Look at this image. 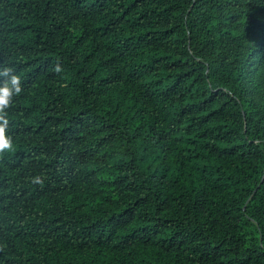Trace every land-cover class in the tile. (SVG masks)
I'll use <instances>...</instances> for the list:
<instances>
[{
    "label": "trees",
    "instance_id": "1",
    "mask_svg": "<svg viewBox=\"0 0 264 264\" xmlns=\"http://www.w3.org/2000/svg\"><path fill=\"white\" fill-rule=\"evenodd\" d=\"M3 67L0 264H264V0H0Z\"/></svg>",
    "mask_w": 264,
    "mask_h": 264
},
{
    "label": "clouds",
    "instance_id": "2",
    "mask_svg": "<svg viewBox=\"0 0 264 264\" xmlns=\"http://www.w3.org/2000/svg\"><path fill=\"white\" fill-rule=\"evenodd\" d=\"M11 74V75H9ZM0 76L7 77L0 83V153L5 150H10L13 146L11 135L7 132L8 119L5 115V110L10 105L14 95L21 93V77L16 74L11 67L0 68ZM37 182H40V177L37 176Z\"/></svg>",
    "mask_w": 264,
    "mask_h": 264
}]
</instances>
